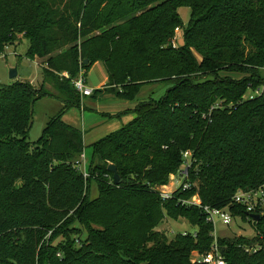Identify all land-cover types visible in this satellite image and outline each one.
I'll return each mask as SVG.
<instances>
[{
  "label": "trees",
  "instance_id": "trees-1",
  "mask_svg": "<svg viewBox=\"0 0 264 264\" xmlns=\"http://www.w3.org/2000/svg\"><path fill=\"white\" fill-rule=\"evenodd\" d=\"M180 8L190 10L186 24ZM17 35L26 58L45 60L43 83L58 94L28 81L0 85V264H198L192 256L210 249L214 226L181 204L193 196L254 230L217 238L226 264H264V216L233 201L264 189V0H0V54ZM97 62L122 100L147 85L170 87L88 146L85 179L75 166L83 134L62 118L80 108L71 81ZM43 97L63 108L32 144ZM185 168L191 190L162 201L153 188ZM165 218L186 219L196 232L169 241L156 230Z\"/></svg>",
  "mask_w": 264,
  "mask_h": 264
},
{
  "label": "rangeland",
  "instance_id": "rangeland-1",
  "mask_svg": "<svg viewBox=\"0 0 264 264\" xmlns=\"http://www.w3.org/2000/svg\"><path fill=\"white\" fill-rule=\"evenodd\" d=\"M179 15L184 24H186L189 20L190 10L188 8H180ZM178 37L180 36V32L177 33ZM19 40L16 41V45L9 47L5 51V57L0 56V85H12L17 81V79L29 80L36 89L42 87L49 93L53 95H57L58 93L55 90L52 82L47 81L43 83L42 79V70L45 67V60L34 58L30 60L26 58L25 54L27 51L28 43L27 40L23 37V35H17ZM180 38V37H179ZM182 41V39H181ZM179 41V43H181ZM33 61V62H32ZM17 69V78L10 79L9 72L11 69ZM233 78H238L237 75H231ZM31 81V82H30ZM42 82V83H41ZM41 83V84H40ZM170 85H157V86H145L141 89L140 93L134 100L137 103L144 102L149 100L150 98L157 100L159 99L168 89ZM109 96L100 97V101L97 106H92L96 108L95 110H86V112L91 113L94 117L96 116L98 119L103 118L105 112H109V107L113 106V102L110 101ZM122 102L130 103L129 101L121 100ZM120 103L115 102V107H117ZM130 106L132 104L130 103ZM63 108L61 101L57 98H49L43 97L40 98L34 107V116L32 121L31 129L28 133V142L36 143L42 135V131L49 120V118L57 115ZM81 108V103H80ZM76 109V112L79 114V108ZM102 116V117H101ZM95 120V119H94ZM116 127L106 126L100 130L103 135H107L112 131H115ZM104 131V132H103ZM105 133V134H104ZM87 142L89 139L87 138ZM84 151V163L85 166L89 163L91 150L88 149V146L85 147ZM83 169V168H82ZM183 182V179L180 176L173 175L170 176L167 185L163 188L166 192H174L179 188V185ZM90 198H94L97 196L96 186L92 182L90 186ZM216 227L215 232L216 236L219 238H232L238 236H244L247 238H251L254 235V230L252 226L248 223H243L238 219L232 220L229 226H225L221 224L216 218ZM157 231L163 233L169 241H171L177 234H194L196 232V227L192 226L186 219L179 218L177 220H172L169 218H165L163 222L157 227Z\"/></svg>",
  "mask_w": 264,
  "mask_h": 264
},
{
  "label": "built area",
  "instance_id": "built-area-1",
  "mask_svg": "<svg viewBox=\"0 0 264 264\" xmlns=\"http://www.w3.org/2000/svg\"><path fill=\"white\" fill-rule=\"evenodd\" d=\"M86 1V0H83ZM178 38L177 35L172 41V47L177 48L178 47ZM12 47V46H9ZM9 47H6L9 48ZM5 49V51H6ZM5 51L0 54V56L5 57ZM64 77H68L67 74H63ZM71 84L74 88V90L79 94L81 98L83 97H89L93 94V89L89 88L86 86V72L80 68L78 75L76 78H74L71 81ZM259 91H255L253 94L250 96H256L259 95ZM190 154L186 153L185 157H188ZM85 156L84 154L81 155V157L75 162V166L83 173V177L89 178L90 176L86 172V166L84 163ZM83 168V169H82ZM188 168V166H187ZM186 171L187 169L185 168L184 171L178 174L183 179V182L179 185V187L183 191H189L192 188V185L189 182H186ZM177 176V175H176ZM165 186H156L153 188L154 191L158 192L159 197L161 198L162 201H166L172 198V193L173 192H166L163 190ZM233 201L235 204L242 205L246 208L247 213L255 214L256 209L258 208L260 210L259 215L264 216V189H258L250 192H237L235 196L233 197ZM182 205L186 206H196L199 207L203 213L206 215V220L207 222L211 223L214 226V232L212 233L213 237V243L210 247V249L204 253V254H198L194 253L192 256V262L193 263H198V264H226L225 259L221 255L220 249L217 244V236L215 232V227H216V218L218 221L225 225L229 226L230 223L233 220V217L231 216L229 210L227 208L224 209H213L209 208L208 206H202L198 197L193 196L189 200H180Z\"/></svg>",
  "mask_w": 264,
  "mask_h": 264
},
{
  "label": "crops",
  "instance_id": "crops-1",
  "mask_svg": "<svg viewBox=\"0 0 264 264\" xmlns=\"http://www.w3.org/2000/svg\"><path fill=\"white\" fill-rule=\"evenodd\" d=\"M179 37L177 34L178 40L181 41V32ZM17 81L29 82V80L22 79H17ZM86 86L93 89V94L89 97L81 98V108H79V114L78 112H76V109H71L66 112L62 118L65 123L71 125L72 127L82 132L83 144L85 147L92 145L96 141L110 134L109 133L107 135H103V133L100 132L102 128L112 125L113 128L116 127L115 131H117L121 127L127 125L133 119V116L130 114H125L124 112H129L137 105L136 101L130 102L132 106H130V103L122 102V99L117 98L115 96V91L110 90L109 87H107V75L105 73L103 65L99 62L93 64L90 70L87 72ZM103 96H109L110 101L113 102V106L109 107V112L103 113V118L98 119L96 116L94 117L91 113L86 112V110L89 109L96 111L95 107L89 105L97 106L100 101V97ZM85 102L89 103V105H86ZM115 102L117 104H120L115 107ZM115 131H112L111 133ZM87 138L89 139L88 142L86 141Z\"/></svg>",
  "mask_w": 264,
  "mask_h": 264
},
{
  "label": "water",
  "instance_id": "water-1",
  "mask_svg": "<svg viewBox=\"0 0 264 264\" xmlns=\"http://www.w3.org/2000/svg\"><path fill=\"white\" fill-rule=\"evenodd\" d=\"M84 63H87V61H85ZM9 78L10 79H16L17 78V69L16 68H13L10 70L9 72ZM108 171L111 172L113 174V182L115 185L119 184L120 182V178H119V175L117 173V170L115 168L114 165H109L108 166ZM251 218L254 220V221H258L259 220V216L258 215H251Z\"/></svg>",
  "mask_w": 264,
  "mask_h": 264
}]
</instances>
